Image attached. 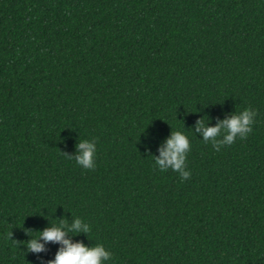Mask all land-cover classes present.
I'll return each instance as SVG.
<instances>
[{"label":"trees","instance_id":"obj_1","mask_svg":"<svg viewBox=\"0 0 264 264\" xmlns=\"http://www.w3.org/2000/svg\"><path fill=\"white\" fill-rule=\"evenodd\" d=\"M246 107L244 140L196 131ZM173 131L188 179L154 164ZM77 216L109 264H264V0H0V264Z\"/></svg>","mask_w":264,"mask_h":264},{"label":"clouds","instance_id":"obj_2","mask_svg":"<svg viewBox=\"0 0 264 264\" xmlns=\"http://www.w3.org/2000/svg\"><path fill=\"white\" fill-rule=\"evenodd\" d=\"M257 112L252 108H244L234 111L227 118L220 120L215 126H207L205 119L196 122V131L200 133L205 143H211L214 150L233 144L237 139L244 140L253 131L256 123ZM75 162L84 169L93 170L96 167L95 160L97 146L94 140L80 139L76 144ZM191 149L188 135L183 131H173L158 149L159 155L154 157V164L160 172L171 169L177 172L182 180L188 179L191 172L187 170L186 159ZM69 159L73 157L68 156ZM91 226L80 217H73L72 222L61 219L53 223V226L37 232L27 242L26 247L33 253L44 250V243L40 241L54 242L61 245L54 259L48 264H109L112 260V252L103 244L88 246L82 241H73L71 237L84 234L87 236Z\"/></svg>","mask_w":264,"mask_h":264}]
</instances>
